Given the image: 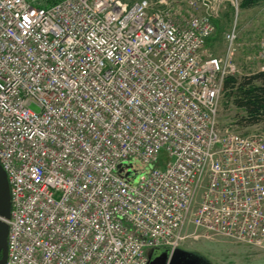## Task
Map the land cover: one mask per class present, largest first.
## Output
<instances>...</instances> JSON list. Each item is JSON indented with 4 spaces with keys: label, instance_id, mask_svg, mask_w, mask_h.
<instances>
[{
    "label": "built area",
    "instance_id": "1",
    "mask_svg": "<svg viewBox=\"0 0 264 264\" xmlns=\"http://www.w3.org/2000/svg\"><path fill=\"white\" fill-rule=\"evenodd\" d=\"M224 6L0 0L4 264H148L198 238L264 251V132L218 125L235 25L224 55L205 48ZM129 160L133 186L118 171Z\"/></svg>",
    "mask_w": 264,
    "mask_h": 264
},
{
    "label": "rangeland",
    "instance_id": "2",
    "mask_svg": "<svg viewBox=\"0 0 264 264\" xmlns=\"http://www.w3.org/2000/svg\"><path fill=\"white\" fill-rule=\"evenodd\" d=\"M231 1L224 0V9L221 11L220 17L213 20L215 30L206 42L205 48L212 55H224L226 50L225 34L235 25L238 46L234 57L236 68L234 74L240 77L253 74L264 68V61L255 58L258 44L264 38V0L258 1L252 7L243 9L238 7L237 11L234 10ZM171 12L174 13L168 17L177 24H182L185 18L184 10L175 9ZM227 93L228 91H224L219 99V127H229L240 134L264 132V121L253 125L241 124V117L245 113L232 103V97H229ZM159 159L160 162L165 161L166 157L161 154ZM135 166L141 167L136 161L129 160L118 168L122 177L132 186L138 182V175L132 173ZM180 247L200 252L214 264H264L263 250L225 238L185 239Z\"/></svg>",
    "mask_w": 264,
    "mask_h": 264
},
{
    "label": "trees",
    "instance_id": "3",
    "mask_svg": "<svg viewBox=\"0 0 264 264\" xmlns=\"http://www.w3.org/2000/svg\"><path fill=\"white\" fill-rule=\"evenodd\" d=\"M59 0H43V4H52ZM260 0H240L239 8L256 5ZM228 91L232 103L244 111L241 124L253 125L264 121V70L250 75L228 76L223 82V92Z\"/></svg>",
    "mask_w": 264,
    "mask_h": 264
},
{
    "label": "water",
    "instance_id": "4",
    "mask_svg": "<svg viewBox=\"0 0 264 264\" xmlns=\"http://www.w3.org/2000/svg\"><path fill=\"white\" fill-rule=\"evenodd\" d=\"M10 201L5 173L0 166V264H4L7 257L6 219L9 217ZM148 264H214L200 252L183 247L156 248L147 252Z\"/></svg>",
    "mask_w": 264,
    "mask_h": 264
}]
</instances>
